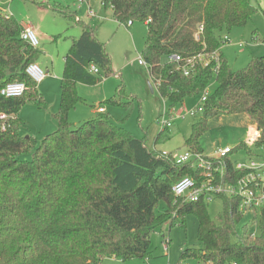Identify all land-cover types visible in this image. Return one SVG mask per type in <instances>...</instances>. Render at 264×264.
I'll list each match as a JSON object with an SVG mask.
<instances>
[{
    "label": "trees",
    "instance_id": "trees-1",
    "mask_svg": "<svg viewBox=\"0 0 264 264\" xmlns=\"http://www.w3.org/2000/svg\"><path fill=\"white\" fill-rule=\"evenodd\" d=\"M102 5L112 8L120 24L147 25L142 58L171 109L200 97L216 80L217 88L202 105L184 151L205 156L201 138L210 120L220 115H248L260 131L257 146H264V56L233 71L220 37L224 29L243 28L253 19L258 9L251 0H102ZM60 12L82 22L69 9ZM22 30L20 22L0 10V264H100L113 257L149 260L152 233L171 215V224H183L188 215L198 221L201 247L183 249L180 262L264 264V209L256 214L260 235L248 236L245 227L244 235L233 243L244 216L240 198L221 196L223 224L217 226L208 213L209 203H186L172 191L183 178L209 180L206 172L178 166L176 151L168 154L170 161L158 156L145 141L116 126L105 111L78 127L68 121L82 102L77 85L95 86L113 72L104 45L86 24L64 58L56 131L41 142L23 137L22 107L28 100H44L26 74L39 49L21 39ZM172 55L183 60L200 56L204 62L197 61L186 76L179 64L168 61ZM92 65L97 74L90 72ZM12 82L25 83L22 97L1 95ZM120 101L127 104L123 97ZM167 131L157 135L155 147ZM241 148L253 156L246 143ZM31 151L32 162L20 161ZM233 153L223 159L205 156L213 163L214 183L235 184L246 175L236 169ZM221 166L223 180L215 173ZM160 202L167 206L164 215L156 214Z\"/></svg>",
    "mask_w": 264,
    "mask_h": 264
},
{
    "label": "rangeland",
    "instance_id": "rangeland-1",
    "mask_svg": "<svg viewBox=\"0 0 264 264\" xmlns=\"http://www.w3.org/2000/svg\"><path fill=\"white\" fill-rule=\"evenodd\" d=\"M258 9L253 19L243 28H233L231 32L224 29L220 33L221 39L229 38L222 48V53L228 60L233 71L245 69L253 58L264 56V0H251ZM2 13L13 16L18 22L31 25L40 41L37 64L49 76L39 86V93L43 97L40 101H26L19 116L23 121L20 133L23 137H34L41 142L48 134L57 129L55 115L60 109L61 83L64 73V56L71 48L73 41L78 39L86 24L95 33L97 39L104 45L106 53L111 60L112 74L103 78L102 82L95 86L84 84L77 85L78 95L82 98L69 114L68 121L78 127L84 122L94 119L95 110L104 108L116 126L130 132L135 138L146 142L148 148L163 156L164 152H181L185 149V142L190 138L192 126L200 119L197 111L200 97L187 99L185 104L176 107V113L181 109L187 112L196 110L193 115L176 117L175 126L163 135L155 147V139L161 133L163 127L164 110H170V104L160 96L156 85L151 80L147 67L141 66L138 59L143 55L147 25L136 21L133 25L118 23L112 8L104 9L102 0H88L82 5L77 0H3ZM91 7L97 17H90L88 9ZM69 9L82 21L70 20L60 11ZM242 45V46H240ZM48 69V70H47ZM42 85V84H41ZM217 88L213 79L207 93L213 94ZM153 89V92L152 90ZM117 97V104L109 102ZM121 97V98H120ZM55 125L49 131V126ZM252 120L246 114L220 115L210 120L208 130L201 138V146L206 157H214L219 150L231 148L234 153L231 160L234 163H247L250 159L249 150L238 149L241 143L247 146L252 143L250 129ZM254 160L264 158V151L256 145L249 146ZM169 157V158H168ZM33 151L20 156V161L32 162ZM224 198L217 197L207 206L211 220L217 226L223 224ZM167 206L160 202L156 208L157 215H164ZM174 215L162 225L155 228L151 236V257L149 260L105 258L100 264H178L181 261V253L185 248H200L198 237V221L194 215H188L184 223L171 224ZM250 237L260 235V220L255 219L252 212L246 213L236 227L237 235L232 238L236 243L239 237L244 235V228ZM169 240L168 250L164 247V239ZM188 264H199L194 260L183 261Z\"/></svg>",
    "mask_w": 264,
    "mask_h": 264
},
{
    "label": "built area",
    "instance_id": "built-area-1",
    "mask_svg": "<svg viewBox=\"0 0 264 264\" xmlns=\"http://www.w3.org/2000/svg\"><path fill=\"white\" fill-rule=\"evenodd\" d=\"M7 2L9 0H6ZM81 5L86 3V0H77ZM3 0H0V10L2 9ZM88 14L90 17H97L96 13L93 11L91 7L88 9ZM132 23H128L127 26H131ZM198 38V36H197ZM21 39L34 48H38L40 45V41L36 35L35 30L31 26L23 27L21 33ZM225 44L230 43V39L226 38L224 40ZM168 61L172 63L179 64L184 73V75L188 76L191 71H193L196 67L197 61L203 63L204 59L199 57L189 58L183 60L178 55H172L168 58ZM138 63L141 66L147 67V63L143 60L142 56L139 57ZM90 72L97 74L99 70L92 65L90 68ZM26 74L28 77L35 82L37 85L40 84L46 77H48V73H46L38 64L32 63L26 68ZM27 90L25 83L22 82H12L6 84L2 90L1 95L7 98H19L22 97ZM207 90L202 94L199 102V106L197 111L201 112L202 105L207 100L208 97ZM189 111L187 112L185 109L176 113V108H172L170 110H164L163 114V129H170L174 126L176 117L186 116L187 114H195L197 112ZM1 118L5 119V116ZM162 129V130H163ZM260 135V131H259ZM258 141V140H257ZM257 141H253L248 145V147L252 145H256ZM259 147V146H258ZM260 150L264 151V146L259 147ZM250 149V148H249ZM233 149L225 148L223 150H219L215 154L216 159H223L232 153ZM168 155L167 152L163 153V156ZM260 160H254L252 157L247 161V163L237 162L235 167L237 170L245 171L246 175L237 181L235 184H216L213 182L214 177L212 173L213 163L205 158V156L192 153L189 151H184L178 153L176 155V164L178 166L190 165V167L197 171H203L208 174L207 181H199L197 179L192 178H183L178 181L172 188V191L177 200H181L186 203H197L200 201H205L207 203L211 202L217 197L226 196L229 198L238 197L241 199L242 203L240 205V211L245 215L248 212H252L255 215L264 209V158H259ZM215 173H218L220 179H224V166L218 167L215 169ZM213 177V179H212ZM221 180V181H222ZM164 247L168 250L169 240L164 239ZM199 264H206L203 262H198ZM178 264H188L187 262H179ZM212 264V263H207Z\"/></svg>",
    "mask_w": 264,
    "mask_h": 264
},
{
    "label": "crops",
    "instance_id": "crops-1",
    "mask_svg": "<svg viewBox=\"0 0 264 264\" xmlns=\"http://www.w3.org/2000/svg\"><path fill=\"white\" fill-rule=\"evenodd\" d=\"M97 15V14H96ZM133 25V24H132ZM22 26L23 27H25V26H31V25H25V24H22ZM32 27V26H31ZM33 28V27H32ZM34 29V28H33ZM230 43H231V40H230ZM240 46H242V45H240ZM65 57V56H64ZM36 64H37V62H35ZM48 70V69H47ZM46 73H48V76H49V71L48 72H46ZM47 79V77L44 79V81ZM44 81H42L40 84H38V89H39V86L41 87V89L43 88V83H45ZM42 84V85H41ZM184 110V109H183ZM106 112V110L104 109V108H99L98 110H95L94 111V113L95 114H99V112ZM180 111H182V109L180 110ZM179 111V112H180ZM174 126H175V123H174ZM55 128V125L52 123V125H50L49 126V131L51 130V129H54ZM256 129H258L257 128V126L255 125V124H253V126L251 127V129H250V133H252V132H254ZM197 262V261H196Z\"/></svg>",
    "mask_w": 264,
    "mask_h": 264
},
{
    "label": "water",
    "instance_id": "water-1",
    "mask_svg": "<svg viewBox=\"0 0 264 264\" xmlns=\"http://www.w3.org/2000/svg\"><path fill=\"white\" fill-rule=\"evenodd\" d=\"M151 90L153 92V89H151ZM259 138H260L259 129H256L254 132L251 133L250 139L253 141H257V140H259Z\"/></svg>",
    "mask_w": 264,
    "mask_h": 264
}]
</instances>
